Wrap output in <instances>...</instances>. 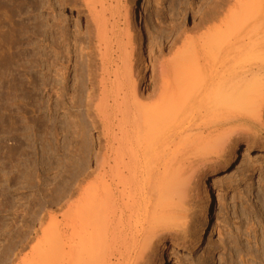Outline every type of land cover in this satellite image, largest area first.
Masks as SVG:
<instances>
[{
	"label": "bare ground",
	"instance_id": "6f19581e",
	"mask_svg": "<svg viewBox=\"0 0 264 264\" xmlns=\"http://www.w3.org/2000/svg\"><path fill=\"white\" fill-rule=\"evenodd\" d=\"M11 1L12 0H10V3L12 4ZM14 1L15 0H13V2ZM19 1L22 3V0ZM48 1L50 0H47L46 3H48ZM83 1L87 9L86 13H88V15L85 13L88 18L87 21H89V23L87 22L89 29L87 30V32H89L87 33V37L92 40V45L98 48V56H100L98 58H100L99 60L101 61V68L98 67L96 59L88 66V80H86L85 87V100L88 104V124L86 130L91 135L88 134L89 138L91 137L90 139H92L94 135H100L99 140L105 143V147H103L106 150V154L102 157L104 159L98 158L95 159L97 161L94 160L92 163H90L91 161H85L86 164L89 163L87 164L88 166H86L88 168L90 167V171L86 172V170L84 171L81 168L82 170L80 169V172L78 171L79 174L75 177V180L78 181L77 185H75L77 189L76 194L80 196L78 204L75 206V218L80 223L79 232L86 233L90 231L89 234H99L100 237L104 235L102 237H105L106 239H104L107 242L108 240L117 239L116 233L120 228H122L121 237H123V233L125 234L127 230L131 232L135 230L138 233V239H140V250L136 254H129V257L131 259H139V261H136L137 263H143L147 257L149 258L148 253H152L154 250V240L159 236L157 235L158 231L161 229H165L164 231L169 229L174 232L178 228H182L183 231H185L184 234L186 233V235H188V231L191 230L192 211L190 212V210L192 209L189 208L191 202L189 198L193 191L192 183H195L193 181L195 172H193V169V171L191 170V175H188L187 172L189 168L187 166H181L176 169L177 167L175 165L179 157L182 158L181 153L184 151L187 152L186 149H189L190 153H193L191 159L194 160L198 158L209 159L212 155L220 156L222 153L224 154L226 150H230V137L228 134H215V137L212 138L208 136L214 131H211L212 128L222 127L226 125L227 122L233 121L234 119L232 118L236 111L246 112L248 118L252 119L254 123L258 122L259 126L264 127L262 121L264 112V84L258 83V80L260 82L263 78L260 76L261 79L257 78L258 75L255 73L257 77L253 76V78H251H255L257 82L254 80L251 81L252 79L249 80L246 72V74L243 72H241L242 75L239 74V65L236 63L237 60L241 58L240 54L243 53L241 50L242 47L246 49L249 46V50L244 51L247 56L258 49V45H255V43H253L252 46H250V44L254 41H252V37H254L253 33L255 30L263 28L264 18L263 20L257 18L252 19L257 12L251 16L252 18L249 16L250 11L252 12L257 4L255 3L254 8L250 7L251 2L254 4L252 0H220L221 2L219 7L217 6L218 9L216 12L214 11V14L204 20L207 25L205 33L190 40L188 43L189 45H187L188 50H182L184 54H188L189 57V62L182 79L180 77L182 81L172 82L169 78L175 74L177 70L178 62L183 55V53H181L182 51L173 59L163 61L160 67L156 64L157 56L160 53H164L168 48L170 49V47L175 46L174 44H176L177 40L184 33L190 31L189 29H191L192 26L199 25V21L202 20V16L209 7V3H207L206 0L197 3L188 19H184L162 39L153 41L146 47H143V45L137 42V34L133 31L134 29L132 30L130 28V24L124 28L121 27V19H125V15L123 14L124 8L121 4H118V0ZM114 2H117L116 6H114ZM16 3L18 4V1ZM49 4L53 7L51 1L48 5ZM45 6L43 5L42 7L45 8ZM3 7L4 11L8 10L7 7L6 10L5 6L2 5L1 8ZM48 9L51 10V8ZM10 11H12V9H10ZM260 12L264 13V6L262 5L260 6ZM108 13L111 15L113 14L115 19L116 16L119 19L112 21L108 17ZM52 14H54V11ZM21 15H23L22 12ZM60 15L59 17L61 18L62 16ZM262 15L263 14H261V17ZM122 16L124 18H122ZM60 18L57 24L55 21L51 23V18H46L44 23L42 21L43 26L41 25V28L44 27L42 29L43 34L41 35L49 41L48 48L51 51L47 53L46 47L45 51L40 53L45 52L48 57L51 54L54 55V61L58 59L60 54L59 51L56 52L54 49H59L64 45V42L68 39L67 36H69L64 24L65 21ZM26 25L28 26V24ZM124 25H126V23ZM39 26L38 24L36 27L38 28ZM56 26L57 28H55ZM28 28L25 30L22 27V29L25 30L24 33L22 29V31L18 30L20 31V34H18L20 35L19 37H21V33L27 36L30 33V29L27 31ZM54 29L56 30V36L54 35L55 32H53L55 31ZM192 30L194 29L192 28ZM14 33H12L13 37H15ZM31 33L33 34V32ZM261 34L264 35L263 32ZM256 35L260 37L258 34ZM25 36L24 38H26L27 41V37L30 35L27 37ZM31 36L29 38H31ZM14 39H16V37ZM262 39L264 38L262 37ZM20 42H22V40ZM29 43L32 45L28 40V44ZM25 44L27 43H24V45ZM33 45L35 44L33 43ZM217 45L220 50H217L218 52H213ZM25 46L27 47L28 45ZM37 47H35V49L33 48V50L38 51L37 49L39 47ZM28 48L24 51L26 52ZM217 48H215V50ZM262 48L264 49L263 46ZM40 49L43 50L42 47ZM34 51L33 54L38 55V53H34ZM256 56V54L253 56L254 60ZM32 57L35 58L34 55ZM263 58L264 55L262 59ZM249 60L251 61V59ZM245 61H247V59ZM239 62L241 61L238 60V63ZM257 65L259 64L256 63L255 66ZM149 67L153 70L150 79L151 82L159 80L160 75L167 80V82L162 85L158 94L156 91L152 95H146L136 82V77L142 78L140 76L143 75ZM241 68L242 67H240V69ZM243 68L245 67L243 66ZM61 70H58V73L56 72L57 75L60 76L59 78H61L59 83L47 90L49 100H51L54 95L58 99L64 98L66 94L68 95L66 86L68 78L65 75L66 72L64 74L62 73V75L59 74ZM99 70H101V72H99ZM158 70L160 75L156 73ZM263 72L262 70V73ZM99 78L98 90V86H94L89 80L95 81ZM49 80L51 82L53 81L52 78H49ZM141 81L143 80L141 79ZM54 82L56 83V80H54ZM180 83H182V86ZM178 84H180V86ZM253 84H255L257 88L252 87L255 86ZM12 90L10 89V92ZM3 91H5V89ZM257 93L259 95L255 100L256 97L253 96H256ZM97 100H99V103L96 104ZM63 101L62 103H64ZM62 103L61 105H63ZM58 106L59 105H57L56 108H58ZM54 108L53 106V109ZM48 110L52 111V106ZM52 113L54 112L52 111ZM224 117L227 118L224 119ZM243 117H245V115ZM244 132L247 134L248 130ZM229 134H231V132ZM200 145L206 146L202 149H198L197 146ZM239 147L240 146H237V148L232 151L227 162L220 167L219 170L215 172H205L199 180V189L203 196L206 194L205 198L207 204L202 212L200 229L198 232L195 230V234L193 233L195 238H197L196 248L198 249H203L206 246L208 237L215 226L216 213L222 206V193L216 189L212 182L214 180H220L232 173L240 161V154L244 152V150L246 156L249 155L250 149L248 144L244 150ZM256 150L262 153L264 152V146L258 147ZM82 165V167L85 168V164L83 163ZM179 165L182 164L180 163ZM105 178H109V181H107L109 183L104 189L103 187L105 185L102 179ZM93 180H95L96 183H93ZM153 215L157 216L154 221L151 219ZM52 218L53 223L49 227H45L46 218L43 215L38 219L37 228L39 229L38 231L42 232V239L39 240L38 249H41V253L36 258L37 261H34V259L31 260L36 262L35 264H59L61 251L64 252L65 257L62 264H97L104 258H109L110 256L113 258L116 256H113V253V255H110L111 248L108 250L106 248L99 249L100 247L97 248L92 244H84L85 239L83 240L82 237H85V235L87 237V234L79 237V242H75L77 230L74 228L73 235H70L69 214H64L61 220L57 214ZM169 230H167V232ZM178 232L182 233V231ZM125 235H127V233ZM53 236L62 238L61 242L62 240L64 241V243H62L64 244L63 250H61L58 244L59 248H57L55 242H52ZM12 237L15 238V236ZM22 237H24V235ZM28 238L24 246L19 248L21 254L26 247ZM88 239H90L89 236ZM68 243H70V245ZM112 243L114 242L112 241ZM12 245H14V243ZM66 246H68L69 251H66ZM122 247L123 246H121V248ZM14 248L15 246H10L9 252H4V256L1 255L3 256L1 258L5 261V264H10L12 258L14 259V257L19 256L18 252L15 253L17 250L11 253ZM181 249L185 251L188 250V248L185 247ZM174 250V248H167L165 252L161 254L156 264H172L175 256ZM36 252L38 253V251ZM69 256H71V258H69ZM23 259L24 260L21 261L25 263V257ZM29 259L30 258H28V260ZM131 261L129 262L131 263ZM11 264L14 263L12 262Z\"/></svg>",
	"mask_w": 264,
	"mask_h": 264
},
{
	"label": "rangeland",
	"instance_id": "374dc122",
	"mask_svg": "<svg viewBox=\"0 0 264 264\" xmlns=\"http://www.w3.org/2000/svg\"><path fill=\"white\" fill-rule=\"evenodd\" d=\"M17 1L18 4L16 3ZM17 1L15 0L13 2L12 0L11 4L10 0H0V8L3 5L5 9L6 7L8 9H6L7 11H4V7L0 9V264H5V261H3L1 257H3L6 252H9L10 246H15L11 253H14L16 250L15 253H19V256L11 260L14 264H35L36 262L34 261H37L36 258L41 253V249H38V246L39 240L42 239V232L38 231L39 229L37 228L38 219L43 215L46 218L45 227H49L53 223L52 217L56 214L59 216L60 220L64 214H69L70 235H73L74 228L77 230L75 242H79V237L87 234V237L86 235L82 237L83 240L85 239L84 244H92L97 248L100 247L99 249L106 248L108 250L111 248L110 255H116L113 258L112 256L104 258L97 264H136V261H139V259H131L129 257L132 253L136 254L140 250V239H138V233L135 230L132 232L127 230V235L123 233V237H121L122 228H120L116 233L117 239L108 240L107 242L105 240L106 238L104 237V239L102 237L104 235L100 237L99 234H89L90 231L86 233L79 232L80 223L75 218V206L78 204V199H80V196L76 194L77 189L75 185H77L78 181L75 180V177L79 174L78 171L80 172L81 168L84 171L86 170V172L90 171V167H87L89 163L86 164V162L91 161L90 163H92L95 159H104L102 157L106 154V150L104 149L105 143L99 140L100 135L97 134L92 136V141V139H90L91 137L89 138L90 134L86 130L88 124V104L85 100V87L86 80H88V66L96 59L98 67L101 68V61L99 60L100 58H98L100 57L98 56V48L92 45V40L87 37V33H89L87 32V30H89L87 22L89 23V21H87L88 18L86 14L88 15V13H86L87 9L84 1L50 0L54 9L50 4L48 5L50 1L46 3L47 0H22L23 4L21 1ZM118 1V4L123 6V14L125 15L122 14L125 19H121V27L124 28L130 24V28L132 30L134 29L133 31L137 34V42L143 45V47H146L153 41L162 39L171 29L178 25V23L184 19H188L197 3L205 0ZM252 1L254 4L250 1V7L254 8L255 3H257L258 6L257 4L255 5L252 12L250 11L249 16L251 17L257 12L253 18H251L263 20L264 13L260 12V6H264V0ZM206 2L209 3V7L205 11L206 15L204 14L202 16L203 18H201L202 20L199 21V25L192 26L191 29H189L190 31L184 33L177 40L176 44H174L175 46L170 47V49L168 48L164 53H160L157 56V63H155L158 67H160L163 61L173 59L182 50H188L187 45H189L188 43L190 40L205 33L207 25L204 20L216 12L221 1L206 0ZM113 4L116 6L117 2ZM43 5L47 6L44 8L42 7ZM47 7L51 8V10ZM9 8L12 9V11H10ZM53 11L54 14H52ZM21 12L23 15H21ZM58 14H61L60 16L62 17L60 18ZM261 14H263L262 17ZM108 15L112 21L119 19L117 16L115 19L113 14L111 15L108 13ZM123 16L122 18H124ZM45 17L47 19L51 18V23L55 21L56 24L59 18L64 20L67 34L69 35L64 45L59 48L60 50L58 48L54 49V51L56 50V52L59 51L60 53L58 59L55 61V58L53 59V57H55L54 55L51 54L48 57L45 52L40 53L45 51L46 47L47 53L51 51L48 48L49 41L41 35L43 34L42 29L44 28H41V25L43 26V23L46 21ZM25 23L28 24L29 28ZM125 23L126 25H124ZM38 24L40 28L36 27ZM22 27L25 30L28 28L27 31L30 29V33L33 32V34L31 33L32 36L30 33L28 34L31 38L22 33L21 37H19L20 35L18 34H20V31L18 30H21ZM55 28H57V26ZM192 28L194 30H192ZM262 29H257L258 31L255 30L253 33L254 37H252V41H254L250 44V46H252L253 43H255V45H258V49L247 56L244 51L249 50V46L247 48L245 47L246 49L242 47L241 50L243 53L240 54V57L243 59L239 58L238 60L241 62L238 63V60L236 62L237 65H239V74H241V72H246L247 74H245L248 76L249 80H251L253 76L257 77V75V78L262 77L263 79L260 78V82L258 80L259 84H264V72L262 73V70L264 71V58L262 59L264 55V49L262 48V46L264 47V39H262V37L264 38V35L261 34L262 32L264 33V29ZM25 30L22 32L24 33ZM53 32H55L54 35L56 36V30ZM12 33L15 34L13 35L16 39H14L15 37L12 36ZM255 33L259 36L261 34V36L258 37ZM24 36L27 37V41ZM19 40H22V42ZM28 40L32 45L30 43V45L28 44ZM24 43H27L25 45L28 46L26 47ZM33 43L35 45H33ZM35 47L38 48V51L33 50ZM41 47L43 50L40 49ZM217 47L218 45L215 48ZM26 48H28L26 50L27 53L24 51ZM215 48L213 52H218L220 50L219 47L216 50ZM33 51L34 53H38V55L33 54ZM183 51L181 52L183 55L178 62L175 74L169 78L172 82L182 81L180 77L182 79L186 66L188 65V54H184ZM255 54L257 56L254 60L253 56H255ZM33 55L35 58L32 57ZM246 59L247 61H245ZM249 59H251V61ZM256 63L259 65L255 66ZM243 66L245 68H243ZM240 67L242 68L240 69ZM150 68L151 67L140 76L142 78L136 77L137 84L140 85V88L143 89L146 95H152L156 91L158 94L162 85L167 82L166 78L160 75L159 70L156 73L160 75V81L151 82L150 79L153 70ZM58 70H61V73L59 72L60 75L65 72L67 73H65V75L68 78L66 83L68 95L66 94L64 98L60 99L54 95L52 99L49 100L47 90L54 87L61 79L59 78L60 76L57 75ZM99 72H101V70H99ZM248 72L249 74H254L249 75ZM255 73H257V75ZM49 78H52L53 81L51 82ZM100 78L95 81L89 80V82H92L96 87L98 86V89ZM141 79L143 81H141ZM54 80H56V83ZM253 80L257 82L255 78L251 81ZM180 84L182 86V83ZM180 84L178 85L180 86ZM252 87L257 88L256 85ZM4 89L5 91H3ZM10 89H14L12 90L13 93L12 91L10 92ZM258 95L257 93L256 96H253L256 97L255 100ZM62 101L64 103H62ZM60 102L63 105H61ZM97 103H99V100L96 101V104ZM57 105H59L58 108H56ZM49 106H52V111L54 113L48 110L50 108ZM53 106L55 107L54 109ZM239 112H235L232 118L234 119L233 121L227 122L226 125L222 127H216L219 131L216 128H212L211 131L214 130L212 132L213 134L211 133V135L208 136L212 138L215 137V134H228L230 137V150H226V152L224 154L222 153L220 156L212 155L209 159L198 158L194 160L191 159L193 153H190L189 149H186L187 152L184 151V154L181 153L182 158L179 157L175 165L177 167L176 169L181 166H187L189 168L187 172L188 175H191V170L193 171V169V172H195L193 180L195 183H192L194 192L192 191L193 195L190 194L191 199L189 198V201H191L189 208L192 209L190 210V212L192 211L191 230L188 231V235H186V233L184 234L185 231H183L182 228L177 229L178 231H182V233L177 230L173 232L169 229H167L169 230L168 232L167 230L164 231L165 229L158 231L157 235L159 236L155 239L156 241L154 240V250L153 252L151 250L152 253H148L149 258L147 257V260L145 259L143 263L140 261L142 264H156L161 254L164 253L167 248L175 249V256L172 264H264V152L260 153L256 150L258 147L264 146V127L259 126L258 122L255 121L256 123H254L252 119L248 118L246 112V114L243 113V111ZM242 115H245V117ZM226 118L227 117H224V119ZM262 121L264 125V112ZM244 131H246L247 134ZM230 132L231 134H229ZM247 144L250 150L249 155L246 156L244 149ZM205 146L200 145L197 147L198 149H202ZM237 146H240L239 148L243 149L244 152L240 154V161L235 169L224 178L212 182L216 189L222 193V206L216 213L215 226L208 237L206 246L203 249H198L196 248L197 238H195L194 232L195 230L198 232L200 229L202 212L207 204L205 198L206 194L203 196L202 192H200L199 180L205 172H215L219 170L220 167L227 162L229 155ZM191 162L194 163L190 164ZM83 163L85 164V168L82 167ZM180 163L182 165H179ZM102 180L104 181L105 186L103 188L105 189L106 185L109 183L107 182L109 178ZM93 183H96V181L93 180ZM156 218L157 216L153 215L151 219L154 221ZM169 232L175 234L171 235ZM23 235L24 237H22ZM12 236H15V238ZM88 236L90 239H93H88ZM27 238L26 247L21 254L19 248L24 246ZM61 239L62 238H59V236H53L52 242H55L57 248L60 246L61 250H63L64 244L62 243H64V241L62 240L61 242ZM112 241L114 243H112ZM12 242L14 245H12ZM68 244L70 245V243ZM68 246H66V251H69ZM121 246L123 247L121 248ZM183 247L188 248V250H182L181 248ZM36 251H38L39 254ZM60 255L61 259L59 264H62L65 259L64 252L61 251ZM24 257L26 259L25 263L21 261L24 260ZM28 258H30V261ZM69 258H71V256H69ZM32 259H34V261H31ZM129 261H131V263ZM141 263L138 262L137 264Z\"/></svg>",
	"mask_w": 264,
	"mask_h": 264
}]
</instances>
